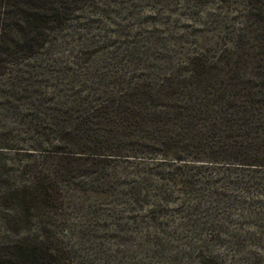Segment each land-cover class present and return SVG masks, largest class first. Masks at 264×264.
Listing matches in <instances>:
<instances>
[{
	"label": "trees",
	"instance_id": "16d2710c",
	"mask_svg": "<svg viewBox=\"0 0 264 264\" xmlns=\"http://www.w3.org/2000/svg\"><path fill=\"white\" fill-rule=\"evenodd\" d=\"M96 7L98 0H0V79L7 77L0 92L19 96L0 106L33 112V136L44 138L47 157L65 160L60 169L67 174L123 167L144 175L146 187L150 177L162 178L152 183L163 194L168 185L217 190L226 174L230 185L264 191V0H244L233 21L211 23L209 43L193 32L188 49L181 46L185 35L173 37V47L188 49L178 58L155 33L144 44L136 36L122 43L123 35L103 46L93 37L83 38L82 48L57 44ZM151 46L160 50L152 61ZM34 70L57 73L53 80L66 76L53 84L66 94L58 88L57 97L46 96L47 80ZM35 185L47 191L45 182ZM0 264L86 263L8 243L0 246Z\"/></svg>",
	"mask_w": 264,
	"mask_h": 264
},
{
	"label": "rangeland",
	"instance_id": "374dc122",
	"mask_svg": "<svg viewBox=\"0 0 264 264\" xmlns=\"http://www.w3.org/2000/svg\"><path fill=\"white\" fill-rule=\"evenodd\" d=\"M243 3L98 0L96 12L88 9L56 42L82 48L84 39L93 37L103 46L114 35H123L127 38L122 43L133 44L136 36L144 44L155 33L169 45L166 54L178 58L193 48V32L209 43L213 24L233 21ZM179 35H185L181 46L188 49L170 44ZM151 47L150 61L160 57V50ZM76 68L72 65L68 72ZM34 71L39 80H47L46 96L57 97L58 88L66 94L53 85L66 76L53 80L57 73ZM6 83L7 77L0 79V91ZM17 98L0 92L3 103ZM12 104L0 106V246L38 245L86 264H264V191L230 185L226 174L217 190L168 185L164 194L152 183L155 178L162 183L159 176L150 177L146 187L144 175L123 167L111 166L104 175L67 174L60 169L65 160H51L44 138L33 136V112ZM53 104L52 99L47 102ZM117 161L115 166L122 165ZM38 181L48 184L47 191L36 189Z\"/></svg>",
	"mask_w": 264,
	"mask_h": 264
}]
</instances>
